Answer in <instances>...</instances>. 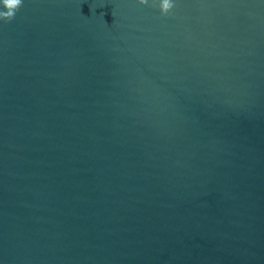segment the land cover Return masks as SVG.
Instances as JSON below:
<instances>
[{
    "label": "water",
    "instance_id": "1",
    "mask_svg": "<svg viewBox=\"0 0 264 264\" xmlns=\"http://www.w3.org/2000/svg\"><path fill=\"white\" fill-rule=\"evenodd\" d=\"M174 3L0 20V264H264V0Z\"/></svg>",
    "mask_w": 264,
    "mask_h": 264
},
{
    "label": "clouds",
    "instance_id": "2",
    "mask_svg": "<svg viewBox=\"0 0 264 264\" xmlns=\"http://www.w3.org/2000/svg\"><path fill=\"white\" fill-rule=\"evenodd\" d=\"M141 5H147L149 0H138ZM156 0H154V3ZM24 0H12L11 4L9 0H0V5L3 6L6 11H0V20L10 23L16 17V13L23 6ZM159 8L162 15L167 16L175 8L174 0H158Z\"/></svg>",
    "mask_w": 264,
    "mask_h": 264
}]
</instances>
